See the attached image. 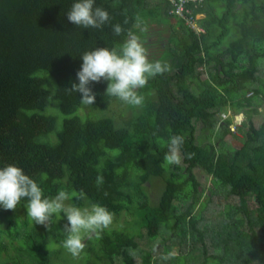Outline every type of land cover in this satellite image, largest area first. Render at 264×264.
Instances as JSON below:
<instances>
[{
    "label": "trees",
    "instance_id": "trees-1",
    "mask_svg": "<svg viewBox=\"0 0 264 264\" xmlns=\"http://www.w3.org/2000/svg\"><path fill=\"white\" fill-rule=\"evenodd\" d=\"M75 2L0 0V167L22 168L46 197L83 190L85 199L67 203H99L114 220L99 238H86L74 258L63 247L65 214L59 222L54 215L48 229L27 216L22 200L17 209L28 227L18 241L10 231L21 227L18 210L0 207V227L16 243L13 252L0 241V264H196L200 258L198 264H264V117L253 121L264 114V0L189 2L188 18L204 14L197 20L200 33L169 11L168 0H95L111 17L101 29L68 21ZM115 24L124 29L119 36ZM129 30L150 61L170 70L138 89L140 107L106 95L103 79L90 85L94 104L81 103L71 90L79 83L81 56L120 47ZM204 74L206 80L199 78ZM227 107L246 112L238 148L224 142L232 131L218 110ZM173 135L184 137L182 164L165 166ZM195 169L213 186L203 200ZM155 179L156 196L149 190ZM217 194L237 201L225 203L218 221H200L196 208ZM206 235L213 237L210 244ZM160 237L165 255L139 245ZM173 244L187 253L163 259Z\"/></svg>",
    "mask_w": 264,
    "mask_h": 264
},
{
    "label": "clouds",
    "instance_id": "clouds-1",
    "mask_svg": "<svg viewBox=\"0 0 264 264\" xmlns=\"http://www.w3.org/2000/svg\"><path fill=\"white\" fill-rule=\"evenodd\" d=\"M168 1L169 11L174 13L172 12L174 6L170 0ZM191 1L195 0H188L187 8H189L187 4ZM195 15L200 16L195 18V26L187 21L186 23L193 29L199 27L201 31L195 29L197 33L204 32L203 27L197 23L204 14L197 12ZM67 19L77 27L101 29L111 17L107 10L95 6V0H77L67 13ZM137 26H139V20ZM112 31L114 35L119 36L124 29L120 24H115ZM81 58L83 63L76 74L79 83H72L71 90L81 94V103L89 105L94 104L96 99L90 85L103 79L109 82L106 95L116 97L127 105L140 107L144 103V97L139 94L138 89L144 88L150 78L163 75L170 70V66L166 63L159 60L150 61L148 49L141 38L130 30L127 33V39L120 47L96 48L85 52ZM55 88L56 85L53 82L52 89ZM235 126L237 128L241 125L235 124ZM183 144V136L170 137L168 151L164 156L165 166L182 163ZM184 155L191 159L194 154ZM102 182L103 178L98 177L97 184ZM73 197L85 199V193L81 190L77 196L76 193L60 190L54 197H46L39 184L25 174L22 168L13 164L0 167V207L5 210H15L17 205L27 198L25 205L27 216L35 224L43 225L48 229L54 215L65 214L68 223L63 229L66 236L63 247L74 258H78L86 247L85 239H91L92 236L99 238L102 232L113 223L115 213L99 203L85 207L67 203ZM175 255V252H170L162 258L167 260Z\"/></svg>",
    "mask_w": 264,
    "mask_h": 264
},
{
    "label": "rangeland",
    "instance_id": "rangeland-1",
    "mask_svg": "<svg viewBox=\"0 0 264 264\" xmlns=\"http://www.w3.org/2000/svg\"><path fill=\"white\" fill-rule=\"evenodd\" d=\"M198 17L200 16L196 15V18ZM199 78L206 80L207 77L204 74L202 75V77H199ZM242 109L244 108H241L240 110ZM242 112H244V114ZM218 115H219V118L222 120L223 119L229 120V128L232 131L231 133L226 134V136L224 137V142L235 148L242 146V142L244 139V132L246 131V127L242 125L244 123V119H246L245 109L242 110L241 112H238L237 110H234L231 107H227L224 110H218ZM263 117H264V114L263 115L256 114L253 117V121L255 122L256 125H258L261 122ZM235 124L241 125L239 127H245V128L242 130H238L239 127L236 128ZM200 125L201 123L198 122L197 123L198 129ZM194 172L196 174L198 181L201 183L199 190L202 193V197H203L202 200L206 199V197L204 198V195H205L204 193H210V189H213L212 183L210 182V179L207 178L206 174L202 170L195 169ZM159 184H160V181L156 179L153 180L151 184H149V190L155 196L159 192ZM236 201H237V198L229 197V199L227 200L226 197L223 196V194H217L212 197L211 202L209 204H206L204 208H202L201 206L199 208H196V210L198 209L196 213L201 215L200 221L216 222L220 219V215L224 212L225 203L227 202L234 203ZM248 202H249L250 207H255L256 202H255L254 197H249ZM16 210H18V214H19L18 220L21 224V227L17 229L16 233L14 229L10 231L12 232V235L16 236V240L19 241L25 238V235H26L25 230H26V227H28V224H24L25 215L23 214L20 216L21 208L15 209L14 213L16 212ZM60 217L61 215L55 216V221L59 222V219H61ZM121 217L125 218L124 214H122ZM5 228H6L5 225H2L0 227V241L4 244H7L10 251L14 252L15 251L14 246L16 245V243L11 241L12 237L10 234L6 232L7 230ZM162 237L166 239V244H167L168 243V239L166 238L167 235H162ZM161 239L162 238L160 237L154 240L153 242H150L148 239H146V240H143L142 242H139V245L144 250L151 251L155 256L165 255L164 246L161 243ZM212 240H213V237L206 235L205 241L208 244H210ZM38 241L40 242V239H38ZM198 243L200 244L201 242H198ZM171 251L175 252L176 255H183L187 253L188 248L187 249L185 248L182 250L180 245L173 244L171 246ZM138 260H139V256H138ZM200 261H201V258L196 261V264H198ZM75 262L79 264L78 261H75Z\"/></svg>",
    "mask_w": 264,
    "mask_h": 264
},
{
    "label": "built area",
    "instance_id": "built-area-1",
    "mask_svg": "<svg viewBox=\"0 0 264 264\" xmlns=\"http://www.w3.org/2000/svg\"><path fill=\"white\" fill-rule=\"evenodd\" d=\"M172 5L174 6V13H176L179 16H182L184 18H186V21L190 24L195 26V18L196 15L194 16V18L190 17L188 18V14H190L192 12V10L190 8L186 7V3L188 0H170ZM197 31H201V29L199 27L195 28Z\"/></svg>",
    "mask_w": 264,
    "mask_h": 264
}]
</instances>
